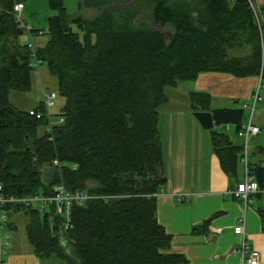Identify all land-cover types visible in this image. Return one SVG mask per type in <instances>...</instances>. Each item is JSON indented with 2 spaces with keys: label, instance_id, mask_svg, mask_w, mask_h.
Instances as JSON below:
<instances>
[{
  "label": "trees",
  "instance_id": "obj_1",
  "mask_svg": "<svg viewBox=\"0 0 264 264\" xmlns=\"http://www.w3.org/2000/svg\"><path fill=\"white\" fill-rule=\"evenodd\" d=\"M17 1L0 0L1 192L48 194L63 183L90 195L82 205L73 203L69 227L54 206L44 212L15 207L27 217L34 252L44 264H189L169 251L172 237L156 213L167 183L160 109L169 100L167 87L201 73L264 80V28L261 36L253 0H79L78 12L89 15L48 0L57 14L47 17V41L37 55L65 99L64 121L50 131L47 118L10 102L12 91L33 87L32 54L20 41L26 28L12 13ZM189 99L193 112L212 111L216 125L238 130L249 114L213 109L206 92H190ZM210 132L223 170L236 177L241 145ZM253 167L263 190L264 168ZM259 212L264 224V209Z\"/></svg>",
  "mask_w": 264,
  "mask_h": 264
},
{
  "label": "crops",
  "instance_id": "obj_2",
  "mask_svg": "<svg viewBox=\"0 0 264 264\" xmlns=\"http://www.w3.org/2000/svg\"><path fill=\"white\" fill-rule=\"evenodd\" d=\"M76 1L79 4V0ZM253 2L264 10V0ZM261 20L264 25V13ZM260 82V76L238 77L226 72H205L195 80L177 85L185 88L184 106H171L170 100L161 106L159 129L167 183L157 195L156 213L159 223L172 237L169 251L184 255L189 264H246L239 254L233 252L234 246L244 239L260 253L259 264H264V224L259 212L260 208L264 209V189H260V195H255L254 202L248 206L241 199L227 194L244 178L243 164L239 159L236 177H230L223 170L213 151L211 134L193 116L189 99L190 92H206L212 97L213 109L244 108V104L252 103L251 95ZM260 94L263 101L256 105L252 119L253 124L260 127V132L250 139V151L252 164L264 168L263 87ZM245 122L238 130L233 124H224L227 130L234 128L241 140L237 143L239 145L243 140L238 133ZM15 207L6 209L8 220L0 231L1 246L7 264H24L19 249L11 248L10 232L5 231L6 224L14 231L22 223L27 225L24 212L15 210ZM205 222L208 224L203 226ZM237 224L244 226V235L234 233ZM197 226L200 227L194 230Z\"/></svg>",
  "mask_w": 264,
  "mask_h": 264
},
{
  "label": "built area",
  "instance_id": "obj_3",
  "mask_svg": "<svg viewBox=\"0 0 264 264\" xmlns=\"http://www.w3.org/2000/svg\"><path fill=\"white\" fill-rule=\"evenodd\" d=\"M23 5V1L19 0L14 4L12 10L13 15H15V17L21 22H24L21 15L24 7ZM253 8L255 9L256 20L258 22L262 36L264 25L261 20V14L264 13V10H260L257 8V6H254V4ZM34 35L35 34H32V36ZM28 45L32 54L29 65L35 69L36 67L40 66L41 62L37 55L38 45L34 41L29 42ZM261 87H264V80L260 82L257 89L252 93V103L244 104V108L249 111V114L245 124L243 125V128L238 133L240 138L243 140L241 144L240 160L245 171L244 178L237 184L235 189H231L227 192V194L234 196L236 199H241L246 206L252 204L254 202L255 195L260 192L259 184L255 177L254 167L251 161L250 139L260 132V127L253 124L252 119L256 105L263 101V97L260 94ZM57 96L58 92L56 90L49 91L44 87L41 94V105L43 107L42 110H36L35 108L29 110V114L31 116H35L38 119L47 118L48 131H50L56 124L64 121L62 116H59V120L57 122L52 121L53 115L51 114L50 110L55 106ZM54 164L60 166L59 160H55ZM1 190L2 188L0 186V231L4 227V223H6L8 220L6 209L17 205L38 208L42 212L49 211L50 207L54 206V213L56 215H61L64 218L65 227H69L73 203L76 202L82 205L90 198V195L86 191L76 190L75 192H71L63 183L54 185L48 194L39 192L29 196H16L5 195L1 192ZM234 233L238 235H244V226L242 224H237L234 227ZM7 235H9L8 232ZM4 252L5 251L1 246L0 239V264H7L3 257ZM233 252L239 254L242 262H245L246 264H259L260 262V253L252 246L249 241L245 239L242 240L237 246H234Z\"/></svg>",
  "mask_w": 264,
  "mask_h": 264
},
{
  "label": "rangeland",
  "instance_id": "obj_4",
  "mask_svg": "<svg viewBox=\"0 0 264 264\" xmlns=\"http://www.w3.org/2000/svg\"><path fill=\"white\" fill-rule=\"evenodd\" d=\"M65 3L69 13L74 14L78 12L79 4L77 3L76 0H65ZM23 4H24V9L21 15L23 17L24 22H22V25L26 28V32L20 38V41L22 43H29L31 41H34L37 45H42L47 41V35H46L47 17L50 15L57 14V11L50 8L47 0H24ZM93 13L94 12H91L90 15H93ZM81 14L89 15V11L84 10ZM157 27L160 28V26ZM30 29H37L41 31L38 32L36 35L32 36V34L29 31ZM164 30L167 31V33H169L170 31L168 28H165ZM32 83H33V87L30 91H12L10 94L11 104H13L14 106L20 109L39 107L41 104V94L44 87L47 88V90L49 91L57 90V79L50 73L47 64L45 62H40V66L36 67L32 71ZM166 94L169 100L173 104L171 106L185 105L184 102H186V92H185V88L182 85L175 87H167ZM64 102H65L64 97L58 94L56 99V104L50 110L51 114L53 115L52 116L53 122H57L59 120V114L61 113ZM177 130H179V128H177ZM213 130L230 135L232 140L235 141L236 143L241 141L236 136L234 132V128H232L231 130H227V125L223 124V125L215 126ZM207 131L210 132V130ZM5 231L10 232L9 242L12 244L11 248L16 249L15 247H17L19 249L18 254L19 256L24 257L25 259L24 264H44L43 259L34 252V250L31 247V244L28 241L25 223L19 225L17 231L10 230L8 228V224H6ZM48 264H63V263L57 259H53Z\"/></svg>",
  "mask_w": 264,
  "mask_h": 264
},
{
  "label": "water",
  "instance_id": "obj_5",
  "mask_svg": "<svg viewBox=\"0 0 264 264\" xmlns=\"http://www.w3.org/2000/svg\"><path fill=\"white\" fill-rule=\"evenodd\" d=\"M193 114L204 129H214L216 123L212 111H194Z\"/></svg>",
  "mask_w": 264,
  "mask_h": 264
}]
</instances>
